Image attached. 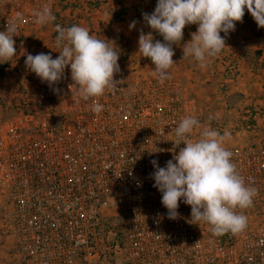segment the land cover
Segmentation results:
<instances>
[{
    "label": "built area",
    "instance_id": "built-area-1",
    "mask_svg": "<svg viewBox=\"0 0 264 264\" xmlns=\"http://www.w3.org/2000/svg\"><path fill=\"white\" fill-rule=\"evenodd\" d=\"M114 79L122 81L117 90L88 101L70 89L61 108L51 97L39 100L38 114L23 103V122L0 139V201L17 237L16 264H264V143L225 147L245 185L256 189L252 206L236 209L247 217L241 233L213 235L209 224L192 220L183 199L178 218L169 219L151 161L165 167L173 158L175 128L189 108L174 83L132 87ZM168 88L172 108L159 101ZM255 116L245 115L246 131L256 132ZM207 127L224 133L217 120ZM130 155L151 159L142 164Z\"/></svg>",
    "mask_w": 264,
    "mask_h": 264
},
{
    "label": "clouds",
    "instance_id": "clouds-1",
    "mask_svg": "<svg viewBox=\"0 0 264 264\" xmlns=\"http://www.w3.org/2000/svg\"><path fill=\"white\" fill-rule=\"evenodd\" d=\"M245 9L258 27L264 28V0H158L154 11L143 14L147 26L153 31L140 32L138 52L150 58L155 65L153 73L163 83L171 78L170 69L175 62L173 45L183 39L186 25H197L191 40L183 45V57L191 56L205 67L209 58L217 56L226 47L225 37L234 31L236 22H242ZM35 22L45 25L55 20L49 6L33 13ZM7 22L6 30L0 31V60L8 61L16 56L15 40L18 21ZM136 21H132L130 29ZM56 47L59 56L51 54H27L25 65L42 82L49 86L58 84L70 66L71 79L77 85L76 94L83 100L100 97L106 89L117 90L122 81L114 79L120 72L119 50L114 42L98 38L86 27L56 25ZM153 32L163 37L155 40ZM72 84V85H73ZM58 92L59 89H53ZM103 106L93 101L92 111L99 113ZM199 121L187 116L175 128L176 140L169 149L173 158L159 167L152 160L155 171L151 174L153 187L162 194L161 203L168 210L169 219L179 216V201L191 206V218L211 226L213 235L241 233L247 227V217L236 211L252 206L256 189L245 185L243 177L231 161L232 152L224 147L230 136L215 129L204 128L198 139H191ZM183 143L185 147L175 149ZM158 151V150H157ZM198 224V223H196ZM199 225V224H198Z\"/></svg>",
    "mask_w": 264,
    "mask_h": 264
},
{
    "label": "crops",
    "instance_id": "crops-1",
    "mask_svg": "<svg viewBox=\"0 0 264 264\" xmlns=\"http://www.w3.org/2000/svg\"><path fill=\"white\" fill-rule=\"evenodd\" d=\"M91 2H98L99 5H90ZM157 2L158 0H124L123 6L127 12L121 21H115L113 15L120 5L114 0H0V31L6 30L7 22L21 18L13 37L16 56L8 61L0 60V139L5 137L13 122H23V103L29 102L38 114L40 99L54 98L61 108L66 93L70 89L76 90L70 66L65 69L61 81L50 87L25 65L27 54L46 53L51 54L54 59L59 56L60 49L55 43L56 25L86 27L90 35L106 38L110 44L114 42L120 53V72L114 76L123 79L126 84L135 87L144 81L158 79L152 71L155 68L152 62L147 66H132L142 58V54L138 52L140 32L146 34L153 31L146 25L143 14H151ZM44 6L51 8L55 20L40 25L35 22L33 13ZM132 21H136V24L130 29ZM197 27L195 24L186 25L183 39L173 45V60L177 63L169 70L171 78L165 80L175 84L173 90L181 91L183 101L189 108L182 117L201 114L204 118L203 127L208 128L207 114H213L215 120L223 124L224 133H230L224 141V147L245 148L259 142L264 143V28L258 27L245 9L243 20L236 22L234 31H230L227 36L221 32V36L225 37L226 47L217 56L209 58L205 67H201L193 57H183V45L191 40V34L197 31ZM154 39L158 40L156 37ZM122 43L126 46L121 47ZM231 63L235 66L234 73L228 71ZM186 66L191 67L196 76ZM171 89L168 88L166 96L159 99L167 108L173 107ZM74 95L78 97L76 93ZM197 100L199 104L201 101L205 104V109H197ZM248 111L256 114V132H248L243 126ZM149 114H152V110ZM5 159V144L0 141V165H5ZM7 208L6 203L0 201V264L9 261L3 262L8 259L6 253L10 254L17 242V237L9 232ZM12 253L14 256V252Z\"/></svg>",
    "mask_w": 264,
    "mask_h": 264
},
{
    "label": "rangeland",
    "instance_id": "rangeland-1",
    "mask_svg": "<svg viewBox=\"0 0 264 264\" xmlns=\"http://www.w3.org/2000/svg\"><path fill=\"white\" fill-rule=\"evenodd\" d=\"M90 5H95L96 7L99 5V3L98 2H91L90 3ZM118 11V10H117ZM116 12V11H115ZM147 34V33H146ZM153 36L154 37H156L158 40H160L161 42H163V38H162V36H160L159 34H157V33H153ZM122 45H123V43L122 44H120V46L122 47ZM124 46H126V44H124L123 45V47ZM151 62V60H150V58H146V57H143L142 56V58H140L139 60H137L136 61V64H134V63H131V64H134V65H132L133 67H135L137 64H139V66H147V65H149V63ZM181 63H182V61H181ZM183 64H185V63H183ZM232 66L234 67V64H230L229 65V67H228V71L229 72H233L234 73V68H232ZM188 67V68H187ZM186 68L189 70V69H191L192 70V68L191 67H189V66H186ZM193 71V70H192ZM193 76H196V74L194 73V71H193ZM176 78H178V77H176ZM172 79H174L175 80V78L173 77ZM153 80V79H152ZM155 80H158V79H155ZM177 81H179V80H177ZM158 82H160L159 80H158ZM180 82V81H179ZM163 83H165V81L163 82ZM179 97L181 98L182 97V94H181V91L179 90ZM163 94H164V92H162ZM161 93V94H162ZM166 95L164 94L163 95V97H165ZM198 107H199V109L201 108V109H205V104H202V101L200 102V104H199V101L197 100V109H198ZM196 109V110H197ZM201 112V111H200ZM193 116V115H192ZM194 118H196L198 121H199V124H200V127H197V128H195L194 129V135H196V136H200V133H201V131L205 128V126L203 127V120H204V118H203V116L201 115V114H194V116H193ZM206 117V116H205ZM206 118H208V122H210V121H214L215 120V116L213 115V114H207V117ZM202 124V125H201ZM130 156H140L141 157V162H142V164H145L146 162H149L150 161V159H151V157H150V155H130ZM167 155H165V157H166ZM12 252H14V250H12L11 251V253L9 254H7L6 253V256H8V259L6 258V260H3V262H5V261H8V262H6L5 264H16V260H15V257L13 256V253ZM2 264V263H1Z\"/></svg>",
    "mask_w": 264,
    "mask_h": 264
},
{
    "label": "trees",
    "instance_id": "trees-1",
    "mask_svg": "<svg viewBox=\"0 0 264 264\" xmlns=\"http://www.w3.org/2000/svg\"><path fill=\"white\" fill-rule=\"evenodd\" d=\"M115 3H117L118 5H120V8L118 9V11H116L113 15V19L115 21H121L122 20V16L127 12L126 8L123 6V1L124 0H114ZM1 69V66H0Z\"/></svg>",
    "mask_w": 264,
    "mask_h": 264
}]
</instances>
